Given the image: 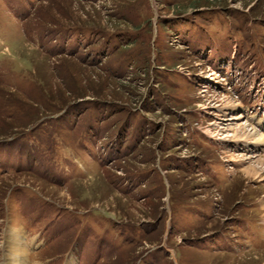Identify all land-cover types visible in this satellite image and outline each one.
<instances>
[{"label": "rangeland", "instance_id": "obj_1", "mask_svg": "<svg viewBox=\"0 0 264 264\" xmlns=\"http://www.w3.org/2000/svg\"><path fill=\"white\" fill-rule=\"evenodd\" d=\"M263 136L264 0H0V264H264Z\"/></svg>", "mask_w": 264, "mask_h": 264}, {"label": "bare ground", "instance_id": "obj_2", "mask_svg": "<svg viewBox=\"0 0 264 264\" xmlns=\"http://www.w3.org/2000/svg\"><path fill=\"white\" fill-rule=\"evenodd\" d=\"M240 117L241 116H238L236 119H240ZM216 123L217 122H213L212 123V125H216ZM238 130H240V132L242 131V134H245V133H247L246 132V127L245 126H242V125H240V126H238V128H237ZM237 129H234V132H235V134H237V133H239L238 132V130ZM211 133V132H210ZM249 135V134H248ZM229 136H231V134H227V133H225V134H223L221 137H225V138H227V137H229ZM239 136V135H238ZM245 136V135H244ZM246 137H247V135H246ZM251 137V136H250ZM261 137V136H260ZM259 137V138H260ZM264 137V136H263ZM261 139V138H260ZM263 139V138H262ZM263 141V140H262ZM241 142V141H240ZM260 142V141H259ZM257 143V142H256ZM262 143V142H261ZM252 159H253V157L252 158H248V160L249 161H252ZM260 163V162H259ZM264 165V164H263ZM256 171V168H255V165H250V168L249 169H246V173L247 174H251V173H253V172H255ZM21 237H22V234H20V233H16V232H14L13 233V235L11 236V238H10V242H11V244H12V250H13V253H12V255H14L17 259L19 258V257H21L22 258V263L23 264H26V262H25V260H24V258L27 256V255H29V251L26 249V248H22V247H20V243H21ZM15 244V245H14ZM24 257V258H23ZM21 263V260L19 261V263H17V264H22Z\"/></svg>", "mask_w": 264, "mask_h": 264}]
</instances>
